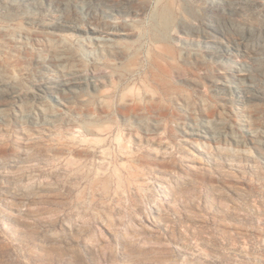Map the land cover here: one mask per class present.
<instances>
[{"label": "rangeland", "instance_id": "rangeland-1", "mask_svg": "<svg viewBox=\"0 0 264 264\" xmlns=\"http://www.w3.org/2000/svg\"><path fill=\"white\" fill-rule=\"evenodd\" d=\"M30 1L0 0V264H264V0Z\"/></svg>", "mask_w": 264, "mask_h": 264}, {"label": "bare ground", "instance_id": "bare-ground-1", "mask_svg": "<svg viewBox=\"0 0 264 264\" xmlns=\"http://www.w3.org/2000/svg\"><path fill=\"white\" fill-rule=\"evenodd\" d=\"M22 5L28 8V10H30V7H33V8L36 7V5L30 0H23ZM91 11L92 10H89L88 13L91 14ZM102 12L104 14H109V13L111 14V12L105 8L102 9ZM92 14H95V13L92 12ZM208 27H211V26L209 25ZM75 28L80 29V26H75ZM90 29L93 33H95V36H93L92 38L100 41L102 45H105V46L111 45L110 43L112 39L107 37L106 34H113V31L105 30L103 28L92 26V25H90ZM107 41H110V42L108 43ZM218 43L220 44V46H223L225 48L226 51L224 50L225 52L223 54H226V56H228L229 59H231L230 56L232 54L229 51L230 47H235L236 49H238L237 44L233 45V44H225L222 42H218ZM102 45H98V46H102ZM59 58L64 59L65 56L61 54V57ZM235 68L236 70H238L237 67ZM58 70H61V69L58 68ZM61 71L62 72L64 71V75H61L55 69H52L50 76H48L47 80L42 83V87L44 89L43 92L45 91L46 93L54 94V97H56V99H58L59 101L61 100L59 99L58 95H56L54 92H56L57 90L63 91V89L60 88L61 85L67 86V88L72 91L74 90L73 89L74 86L82 87L84 84L94 85V83L91 80L90 81L89 79L84 80L83 75L79 72V69L77 68L63 69Z\"/></svg>", "mask_w": 264, "mask_h": 264}]
</instances>
